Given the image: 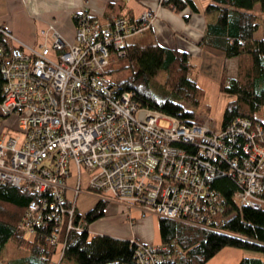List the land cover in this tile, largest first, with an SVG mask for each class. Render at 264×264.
Masks as SVG:
<instances>
[{
  "label": "built area",
  "instance_id": "1",
  "mask_svg": "<svg viewBox=\"0 0 264 264\" xmlns=\"http://www.w3.org/2000/svg\"><path fill=\"white\" fill-rule=\"evenodd\" d=\"M75 18L74 41L55 31L52 46L15 44L14 35L2 30L9 43L0 45V128L2 119L22 117L0 133V185L40 195L29 202L18 232L33 234L52 225L49 240L60 245L61 258L63 232L84 229L76 202L83 171L90 176L89 188L109 204L209 228L233 216L210 183L226 161L238 185L233 198L240 209L264 212L262 123L238 117L226 127L198 120L188 124L140 105L135 91L107 78L111 53L126 57L127 40L149 28L155 13L146 10L135 24L85 9ZM52 29L42 34L48 37ZM74 167L78 184L69 188ZM131 242L139 264L172 259L166 247Z\"/></svg>",
  "mask_w": 264,
  "mask_h": 264
},
{
  "label": "trees",
  "instance_id": "2",
  "mask_svg": "<svg viewBox=\"0 0 264 264\" xmlns=\"http://www.w3.org/2000/svg\"><path fill=\"white\" fill-rule=\"evenodd\" d=\"M123 3L124 0L109 2L104 19L115 14L127 18L130 24L137 23L139 20L132 22L128 12H120ZM159 4L176 13L187 7L197 11L193 0H160ZM206 13L204 43L223 51L228 58L239 60L236 77H230L224 66L219 79L220 90L231 97L224 108L221 125L226 127L238 117L264 125L260 115L264 108V37H256L264 22V0H212ZM3 29L7 28L0 26V45L9 43ZM137 35L127 40L126 57L129 62L120 69L124 72L130 68L131 73L113 83L135 91L136 101L142 106L176 115L188 124L196 122L195 109L201 105L206 91L190 76L188 53L162 47L150 27ZM136 62L139 64L137 71L134 69ZM158 70L166 72L164 85L169 92L162 98L156 96L149 85ZM112 71L109 68L108 72ZM1 97L0 88V100ZM180 146L187 147L185 144ZM210 183L220 195L227 212H233V216L223 223L215 222L209 228L159 218L160 246L166 247V254L172 257L164 264H206L227 246L261 254L260 257L245 256L238 264H264V212L247 206L240 209L233 198L238 185L234 176L229 174L226 161L219 164V170ZM39 197L11 184L0 185V259L10 242L16 244L19 253L14 258L3 260L4 264H139L135 257V243L107 234H90V224L103 217L109 205L102 198L88 213L81 214L84 218L82 231L63 232L66 245L61 258L60 245L49 240L52 225L38 227L33 234L19 233L18 225L29 202Z\"/></svg>",
  "mask_w": 264,
  "mask_h": 264
},
{
  "label": "crops",
  "instance_id": "3",
  "mask_svg": "<svg viewBox=\"0 0 264 264\" xmlns=\"http://www.w3.org/2000/svg\"><path fill=\"white\" fill-rule=\"evenodd\" d=\"M118 1L120 0H0V26L3 25L14 35L16 39L12 42L15 44L36 48L45 43L52 46L55 31L64 41L73 42L76 31L74 15L77 12L87 9L86 11L91 15L104 18L107 4ZM136 1L141 5V9L138 10L132 3L133 0H124L120 12L122 14L128 12L132 22H135L140 19L143 12L152 10L155 18L150 29L155 39L164 48L188 53L190 76L201 86L203 84L199 76L213 75L219 80L224 66L228 69L230 77H236L238 59L228 58L223 51L212 49L204 43L208 20L206 8L212 0H193L197 11L187 7L180 13L161 7L160 0ZM51 25L54 29L50 31L48 37H45L42 30ZM263 26L257 32V38L264 37ZM261 30L263 32H260ZM115 205L117 206L109 204L105 214L114 216L120 220L118 224L123 226L118 228L95 226L94 229H90L89 226L90 234H107L130 241L153 244L154 234L147 226L149 220H142L143 216L140 212L132 210L131 214L135 216L136 221L130 225L126 222L129 219L125 215L130 208L127 209L121 204ZM246 255L245 252H238L227 264H238ZM213 259L214 257L206 264H211Z\"/></svg>",
  "mask_w": 264,
  "mask_h": 264
},
{
  "label": "rangeland",
  "instance_id": "4",
  "mask_svg": "<svg viewBox=\"0 0 264 264\" xmlns=\"http://www.w3.org/2000/svg\"><path fill=\"white\" fill-rule=\"evenodd\" d=\"M132 3L135 4V6L138 8V10L142 8L141 5H139L138 1L133 0ZM137 13H139V12H137ZM263 25H264V22H263ZM260 32H263V31L261 30ZM137 36H135L134 38H136ZM139 36H140V34H139ZM109 60H110V67L109 68H112L113 71L108 72L106 74V76L111 82H115L121 78H125L127 75H129L131 73L130 68L125 69L124 72L120 71L122 66L126 65L129 62L127 57L120 58L117 56L116 53L112 52L110 57H109ZM238 62H239V60H238ZM134 69L136 71L139 70V64L137 62L134 64ZM237 70H238V66H237ZM165 79H166V72L164 70H158L151 77V79L149 81V85H150L152 92L160 98L169 94V92L166 90L165 85H164ZM199 79L202 82V84H203L202 86L205 89L206 93H205V97H204V100L202 101L201 105L195 109L197 120L201 121V122H206V123L216 127L221 123L224 108L226 106V103L231 99V97L228 94H225L224 92H222L220 90L219 80L216 79L215 76L209 75V77H208L206 75H201V76H199ZM260 115L262 116V119L264 120V108H262V110L260 111ZM21 117L22 116L15 115L11 118L9 117L6 119H2L1 120L0 133L2 131L9 129V128H12L13 125L14 126L17 125L18 120ZM162 124L165 125L166 122H162ZM72 170H73V173L68 178V181H67L69 188H75L78 184V170L75 167ZM89 178H90L89 174L86 171H83V174H82V192L79 194V196L77 197V201H76L79 213L82 215H85L86 213H88L95 206L96 202L98 201V199L101 196V192L89 188ZM68 195L72 199L75 198V192L71 189L68 190ZM110 205L117 206V205H115V203H110ZM109 208L110 207H108V209ZM132 210L139 211L136 208H131L130 211H127L125 213L126 217L129 219L126 222L130 225H132L136 221L135 216L131 214ZM140 214H141V216H143L141 212H140ZM141 218H142V220H145V221L149 220L147 222V226H148V228L152 229V232L154 234L153 245H157V246L161 245V236H160V230H159V216L154 215V214H147ZM119 221L120 220H118L117 218H114V216L106 213L103 217L92 222L90 225V229H94L95 226L96 227H100V226L106 227L107 226L109 228H111V227L112 228H115V227L118 228L120 226H123L122 224H118ZM26 236L29 237L30 235L27 234ZM238 252H245L247 254L246 256H256V257L261 256V254L257 251L227 246V247L223 248L214 257V259L211 261L212 262L211 264H227L229 259L235 257V254ZM17 255H19V253L17 251L16 244L13 242H10L8 244V246L5 248L3 257H2V259H0L1 260L0 262L2 264H4L3 260L14 258ZM57 257H58V255L56 256V258Z\"/></svg>",
  "mask_w": 264,
  "mask_h": 264
}]
</instances>
